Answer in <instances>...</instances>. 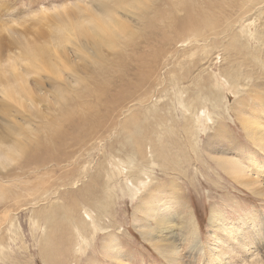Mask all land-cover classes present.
<instances>
[{"label": "rangeland", "instance_id": "obj_1", "mask_svg": "<svg viewBox=\"0 0 264 264\" xmlns=\"http://www.w3.org/2000/svg\"><path fill=\"white\" fill-rule=\"evenodd\" d=\"M102 3L118 11L120 18L114 19L109 10L100 12ZM88 11L104 21L109 31L114 20L119 29L128 28L127 34L111 36V43L101 41L97 48L87 43L85 49L79 45L74 50V35ZM247 17L249 22L243 23ZM60 18L64 23H59ZM56 27L62 30L64 42L54 50L47 44L50 30ZM179 37L181 42L175 41ZM0 49L1 65L10 73L20 72L27 84L37 78L36 73L43 76L48 99L55 103L43 120L38 109L44 103L33 107L31 114L22 111L39 126L33 137L40 142L31 149L24 143L30 137L28 129L22 131L23 142L11 144L8 128L0 120V153L5 150L0 156V264H264V168L257 169L264 164V152L258 153L249 129L241 125L242 115L251 122L253 111L264 113V0H0ZM61 53L66 58L58 59ZM101 66L108 67L94 75L113 80L108 81L107 97L99 101L103 106L98 108V118L92 110L87 118L98 120L97 131L75 144L70 139L61 143L48 132L45 122L51 121L50 115L57 116L58 109L63 112L73 107L74 91L86 92L83 97L90 101L93 97H87L90 91L85 88L95 93L94 84L86 75ZM235 72L243 74L239 81ZM75 76L82 78L81 84L72 82ZM221 76L235 88L248 89L242 95L243 105L234 109L238 94L226 96L218 90L216 79ZM66 79L72 82L70 86ZM250 90L262 98L251 100ZM182 99L190 111L205 106L213 124L200 132L194 127L191 137H196L199 149L194 145L198 156L192 153L189 158L192 169L183 174L175 168L168 175L156 170L167 206L177 200L175 213L169 216V222H176L170 231L181 233L172 251L175 263L145 241L137 228L144 224L146 214L136 210L151 211L157 205L141 204L137 199L142 195L109 197L102 202L108 211L101 221L110 225L113 238L105 239L106 231H99L85 252L77 254L73 228L79 219L67 217L68 200L78 201L75 210L79 213L84 212L83 205L93 208L104 184L105 194L109 192L108 174L99 168H110L113 157L125 158L130 151L143 164L155 161V155L156 163L173 168L181 159L174 154L189 153V148L180 147L183 140L193 144L186 133L190 126L180 120L184 113L177 100ZM126 120L133 123L126 127ZM216 121H220L217 130L223 136L211 141L208 135ZM51 126L64 128L56 120ZM230 161L245 165L239 173L246 179L255 176L252 186H235L234 178L225 176L223 168H230ZM231 170L238 173V168L231 166ZM76 173L79 177L72 187L69 184ZM92 175L98 177L96 185L85 188ZM218 208L223 211L217 214L223 213L224 222L235 228L252 222L251 234H241L249 248L240 249L225 239L215 257L207 256L214 234L208 217ZM96 223L101 225L99 220ZM200 251L206 252L205 258Z\"/></svg>", "mask_w": 264, "mask_h": 264}, {"label": "bare ground", "instance_id": "obj_2", "mask_svg": "<svg viewBox=\"0 0 264 264\" xmlns=\"http://www.w3.org/2000/svg\"><path fill=\"white\" fill-rule=\"evenodd\" d=\"M108 10L112 13V16L114 17V19L120 18L119 12L113 11L107 3H102L101 6L99 7L100 12H106ZM86 15H87L86 19L82 21L81 29L74 35V40H73L74 50L79 45L81 46L80 49H85L87 43H91L93 47L97 48L101 44V41L105 43H111L112 41L111 36H118L120 38L126 35L128 32L127 27L125 30L119 29L117 27L118 23L114 20L111 23V30L109 31L106 23L102 21L99 17L94 15L92 11H88ZM131 16L132 14L130 13L129 17ZM248 18L249 17L245 18L246 20H244L243 23L249 22L247 20ZM58 21L59 23H64V20L61 18L58 19ZM184 29H185V33L187 34L189 32V28L185 27ZM50 34H51L50 36L51 41L47 45L53 48L54 50H56L64 42L62 30L59 27H56L53 31L50 30ZM59 35H61V38L57 40V36ZM181 39L182 37H179V38H176L175 41L181 42ZM0 53H2L1 49H0ZM61 58L62 59L66 58L64 53H61L60 56L58 57V59H61ZM9 64L10 62H8V66ZM13 67H15V65H13ZM107 67L108 66H101V68H93L86 75V77L88 76L91 82H93L94 84L93 91H95V93L91 94V90H88L87 88H85L86 91H90V93L87 92V97H93L90 101L84 99L83 97V95L86 92L77 94L74 91L75 96L74 98H71V100L73 101V107L66 109V111H63V112H60V109H58V115L55 117L53 115H50L51 121L50 119H48L47 122H45L47 124L46 126L49 128L48 132L51 133L52 136L58 138L61 141V143L63 140L65 141L67 139H70L71 143L75 144L79 141V139H81L82 141L83 139H86L88 136H90L92 132L97 131L98 129L97 127L99 125L98 120L88 121L87 118L89 117L91 110L93 111L94 117L98 118L99 116L98 108L103 106L99 103V101L102 99V97H107L106 88L107 86H109L108 81L111 84L113 77H108L107 79H105L104 77L100 75H94L98 71H105ZM36 74H37L36 75L37 78L33 79L30 82V84H27L26 82L23 81V75L20 72L19 74L10 73L5 66L1 65V61H0V93L3 94V96L0 97V108H1L0 118H2L0 120L8 128V131L6 134L12 138L11 144H13V141L17 143L23 142L25 136L22 131L24 129H28L30 132V137H28V139L24 143L30 149L31 147L34 148L35 144H36L35 146H37L40 142L39 140L37 142L36 140L34 141L35 138L33 137V136H36L33 133L34 130L36 129L39 130V126L37 124L33 125V123L30 122L29 118H27L26 116L22 114V111L27 110L31 114L33 107H38L39 103H44V108L38 109V116L41 120H43V119L48 118L49 113L53 111L54 105H55V103L53 104L51 103V101L48 99V96L46 94V92H48L47 87H46L47 85L44 84L46 80L43 78V76L39 75L38 73ZM242 75L243 74L235 72L234 76H235L236 81H239ZM75 80L77 82V85L81 84L80 81H83L82 78L79 76H75L72 82ZM221 80L222 82H220ZM66 82L68 86H70V84L72 83L68 81L67 79H66ZM216 82L220 84V87H217L218 90H220L226 96H228L229 92H234L235 96L238 94V98L234 100V104H233L234 109L243 105L244 102H241L242 95L248 89H241L239 87L235 88L234 86L230 85V83L225 78H222V76L221 78L220 77L217 78ZM124 85L125 84H123V86ZM249 92H250V97L252 99L249 97L248 99L260 100V98H262V96L259 95V93H253L251 90ZM20 93H21V96H19ZM101 103L104 104V102H101ZM195 103L197 104V102ZM177 106L179 110L182 113H184L180 117V120L184 124L187 123V125L190 126V128H188L190 132H186L190 134L188 135L190 136V138H192L191 136H195L194 127L200 132V131L206 130L207 124L212 123V120L209 114L210 111H207L205 106H202L200 108L196 107L195 110L190 111L189 106L185 103V101H183V99L177 100ZM103 110H105V108H103ZM106 114H109V112L106 111ZM251 115H252L251 122H248L247 118L242 115L241 120L243 124L241 125L242 127L247 126V128L249 129L251 133L249 137L253 138V140L257 144H255V142L251 141L250 139L249 140L255 145L257 150L259 149L258 153H262V151L264 152V146L261 145V144H264V132L261 130V128L264 126V113L261 115L259 111H253ZM102 117H105V114L102 115ZM55 120L57 121V125L61 126L62 128L64 127L63 130L56 129L55 127L51 126L52 122ZM132 123L129 122L128 120L125 121L126 127H128V125ZM215 124H218V126H214ZM215 124L213 125L211 134L208 135L209 138H211V141L213 138L217 139L219 138V136L220 137L223 136V133L217 130V128L220 125V121H216ZM158 125L160 127L162 125L161 122H159ZM80 126H83L82 132L76 134V132H79ZM159 127L157 128L154 127V128L158 129ZM126 132L131 137L132 133L127 131V129H126ZM14 134L16 135L15 139L13 137ZM183 142H184L183 145L180 144V147L189 148V153H180L179 155L174 154V157H181V159L175 161L176 163L174 166H172L173 168H168L167 166L163 167L160 164L156 163L157 160H156L155 155H153V158L155 159L156 162L149 161L148 163L143 164L138 158H134L133 152L130 151L129 153L127 152L128 155L125 158L113 157L112 162L110 161V164H109L110 168H99L101 169L102 173L104 172L105 175L108 174L107 178H109V181L105 183H107L109 186V190H108L109 192H106L105 194V184H104V187H103L104 193L102 192L101 198L95 199L93 208L85 207V205H83L84 212L79 213L78 210L77 211L75 210L77 207H79L78 201L74 198H70L71 200H68V203L66 204V208L69 214L67 215V217L68 216L71 218L78 217L79 219L78 224L74 225V228H73V231L76 232L74 235L75 240H76L74 244L75 245L74 248L77 254L78 253L81 254L85 252V249L91 245L89 243H92L94 241L95 239L94 236L99 231H102V230H103L102 232L106 231V235H104L105 239L113 238V235L109 234L110 225L106 222L102 223L101 221L102 217H104V213L107 214V211H108L107 206L103 204L102 202L107 201L109 197H113V198L116 197L117 199H119L120 197L126 196L127 198L133 199L137 195H142L143 197H140L137 199L141 202V204H145L146 206V204L151 205L153 204V202H156L157 205L151 211L145 210L144 208H141V207H140V211L136 210L141 215L146 214L145 215L146 220L144 224L140 223L139 225H137V228H139L138 230L140 234H143V236L145 237L146 239L145 241L149 242L154 249L160 252V254H163L165 255V257H168L167 259L169 261H171L172 263H175L177 259L171 258V256H173L174 252L172 251L176 247L175 239H177L178 235L181 233H178V232L173 233L172 231H170V228L174 226L176 222L175 221L169 222L170 220L169 216L171 213L172 214L175 213L174 210L176 207L177 200H172L171 206H167V202L163 200L166 197V195H165V192L162 190L161 179L159 177L157 178L155 175H156V170L161 171L163 175H168L175 168H178V170L182 172L183 174H185L186 169H192V168H189V165L192 167V162L189 158L192 155V153L194 157H196V155L198 156V154L194 153V151H196L194 145H197L199 149V143L198 141H196V137H194L193 139V144H192L193 146L189 145L190 142H187L188 144H186L184 140ZM136 147L139 148L138 144H136ZM2 150L3 149H0V151ZM135 152L138 153V156L141 157L142 154L140 150H137ZM2 153H0V156H2ZM25 156H26V153H25ZM6 157H8V152L6 154ZM54 157L56 158L57 156L55 155ZM142 159H144V157H142ZM183 159L185 160V163ZM183 164L186 165L185 168L181 166ZM229 165H230V168H226V169L223 168L224 174L225 176L234 178L233 184L235 186L247 188V186H252L254 184V179H253L255 178L254 175H253L254 177H249L248 179H246L243 175L239 173L241 172L240 169L245 168V165H242L235 161H230ZM231 166L232 168H238L237 170L238 173L232 171ZM260 168H264V164L259 166L257 169H260ZM84 172H85V169H83V173ZM247 176H249V174H247ZM78 177H79V174L76 173L73 181L69 185L72 187H75L76 185L75 182L78 180ZM63 180L64 178L60 177V182H62ZM97 180H98V177L96 175H92L90 180L84 183V187L88 188L91 185H94V184L96 185ZM220 182L222 181L220 180ZM174 188L176 189V187ZM80 196L83 201H87V196L84 193H81ZM108 206L110 205L108 204ZM98 210H101V212H99ZM221 210L222 209L220 208L217 209V212L215 210H212L208 217V221H209L208 224L210 226V229L213 230L212 232L214 234H212L213 235L212 241L209 242L210 245L212 246L210 248H207V251H206L208 252L207 256L215 257L223 249L224 247L223 241L225 239L230 241L232 244L236 245L240 249L249 248L247 245L243 243L242 235H244L245 233L251 234L250 231H252V229H251L250 224L252 222L251 223L249 222L250 224L249 223L246 224L249 226H239L235 228V226L233 227L231 223L226 224L224 222L223 213L217 214L218 212L223 211ZM155 211L160 212V214H156ZM263 211L264 210H262V212ZM77 212L80 215L81 214L82 215L81 216L78 215ZM259 215L260 213L258 214V216ZM262 215L263 214L261 213V216ZM253 216L255 217V215ZM97 220L101 222V225L96 223ZM217 232L219 233L217 234ZM217 236H222V237L219 238ZM172 244H175V245L173 246ZM109 250H113L112 247H110ZM104 251H106V249H104ZM240 252L243 253L242 250ZM200 253H202L205 258L206 256L205 253H203L202 251H200ZM224 254H226V252H223V255ZM177 256H179L180 258V255H177Z\"/></svg>", "mask_w": 264, "mask_h": 264}]
</instances>
